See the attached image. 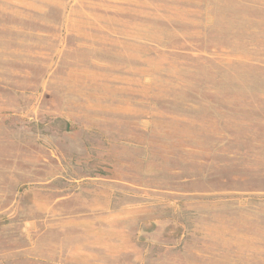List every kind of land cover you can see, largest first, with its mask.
Wrapping results in <instances>:
<instances>
[{"label": "rangeland", "instance_id": "rangeland-1", "mask_svg": "<svg viewBox=\"0 0 264 264\" xmlns=\"http://www.w3.org/2000/svg\"><path fill=\"white\" fill-rule=\"evenodd\" d=\"M0 264H264V0H0Z\"/></svg>", "mask_w": 264, "mask_h": 264}]
</instances>
